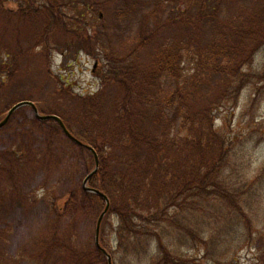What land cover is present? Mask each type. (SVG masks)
<instances>
[{
	"label": "trees",
	"instance_id": "1",
	"mask_svg": "<svg viewBox=\"0 0 264 264\" xmlns=\"http://www.w3.org/2000/svg\"><path fill=\"white\" fill-rule=\"evenodd\" d=\"M25 1L20 9L8 12L9 19L16 17L31 25V33L36 29L37 34L30 36L29 46L17 44L16 58L22 57L30 65L29 51L48 45L52 28L55 35L71 38L67 47L92 56L103 49L102 86L96 94L76 95L56 83L60 107L52 103L44 110L34 99H26L34 102L42 115L59 116L77 140L97 152L100 169L89 186L104 193L111 203L100 231L101 246L111 256L112 250L104 241L107 225L113 228L111 218L118 223V243L158 237L150 228L168 224L181 229L177 218L183 210H202L204 201L223 197V163L225 152L230 151L215 128L209 90L218 89L216 83L222 82L218 90L223 100L231 98L240 89L235 83L248 78L244 68L264 48V0H130L131 20H138L141 26L139 35L107 50L99 41L104 34L90 27L97 24L87 20H97L100 12L94 0H87L88 4L49 0L38 3L32 12H28L31 1L37 0ZM234 1L243 3L241 13L234 12ZM162 14V21L156 22ZM1 47L0 53L5 49L3 44ZM186 54L195 57L188 78L184 77ZM39 56L45 74L43 59L47 56ZM257 77L264 81V74ZM64 99L68 100L63 103ZM202 100L208 105L199 109L196 105ZM17 102L0 108V122ZM37 124L51 130L40 128L46 142L30 151L35 163L24 162L29 154L20 141L9 152L14 161L0 158V177L5 172L14 178L12 184L6 179L5 186L0 181V205L8 195H21L20 175L35 167L32 177L45 181L41 202L49 214L31 232L23 249L14 254L3 247L8 229H0V264H108L95 243L105 201L84 190L79 195L63 190L70 172L62 164L73 160L70 153L88 154L95 163L93 154L69 140L56 122ZM226 196L230 201L238 197L230 192ZM0 218L2 226L1 213ZM88 220L90 238L79 243L86 239L81 224ZM158 239L157 264H188L173 256Z\"/></svg>",
	"mask_w": 264,
	"mask_h": 264
},
{
	"label": "rangeland",
	"instance_id": "2",
	"mask_svg": "<svg viewBox=\"0 0 264 264\" xmlns=\"http://www.w3.org/2000/svg\"><path fill=\"white\" fill-rule=\"evenodd\" d=\"M44 1L49 0L31 1L28 12ZM79 1L88 4L87 0ZM94 1L100 5V12L96 14L97 20L94 17L87 20L97 24L90 27H97L96 30L104 34L99 38V41H103L104 50L116 47L123 41L129 42L139 35L141 26L138 20H131L130 0ZM26 2L4 0L0 6V48L2 44L5 48L0 53V108L4 110L14 101H28L27 97L40 103L44 110L51 108L52 103L60 107L58 103L61 97L57 93L56 83L70 88L76 95L96 94L102 86L99 76L104 63L103 49L92 56L83 50L67 47L71 38L55 35L52 28L53 33L48 36L49 44H44L42 48L33 47L29 51L30 65L26 59L16 58L17 44L29 46L30 36L37 34L36 29L31 33V25L18 21L16 17L9 19L8 12L20 9ZM63 2L59 0V3ZM242 4L236 1L232 3L235 13L242 12ZM100 13L101 19L98 16ZM122 13L125 15L121 16ZM163 16L155 21L160 23ZM37 48L46 50L45 74H42L44 67L41 66ZM194 59L192 55H185V78L194 69ZM96 62L97 67L94 68ZM50 73L54 76L48 77ZM244 74L249 75L248 78L243 77L242 81L235 83L240 89L231 98L223 100V94L218 90L222 82L216 83L218 89L211 87L209 90L212 92L210 98L215 128L225 138V148L230 151L225 152L227 155L223 163L225 167L220 185V195L223 197L204 201L202 210L193 207L183 210L177 218L181 229L168 224L150 228L173 256L184 258L188 264H264V81L257 77L264 74V48L244 68ZM67 100L64 99L63 103ZM207 105L202 100L196 106L202 109ZM37 122L40 121L32 109H20L11 122L0 130V158L14 161L9 152L20 141L27 146L29 154L24 162L35 163L34 154H30V151L38 150L39 144L46 142L41 129H50ZM73 130L78 132L75 128ZM70 155L73 160L62 164V168L70 172L64 179L63 190L69 189L79 195L83 190V181L94 169L95 163L88 154L72 151ZM15 167L19 168L20 165ZM34 170L35 167H32L28 174L20 175L21 195H8L0 205L3 219L0 229L7 228L9 231L3 247L8 248L11 254L23 249L31 232L49 214V208L41 202L45 181L32 177ZM1 173L0 181H4V186L6 179L9 183L14 179L9 173ZM228 192L238 197L230 201L226 196ZM110 222L113 228L107 225L104 241L112 250L114 264L158 263V237L131 238L118 243L117 220L111 218ZM81 226L86 239L79 243H85L91 235V222L85 221Z\"/></svg>",
	"mask_w": 264,
	"mask_h": 264
},
{
	"label": "water",
	"instance_id": "3",
	"mask_svg": "<svg viewBox=\"0 0 264 264\" xmlns=\"http://www.w3.org/2000/svg\"><path fill=\"white\" fill-rule=\"evenodd\" d=\"M23 107H31L35 114H36V117L40 120V121H55L57 122L60 127L63 129L65 135L70 138L71 140L75 141L76 143L80 144L77 140H75V138L70 134V132L67 130L66 126L64 125V123L62 122V120L57 117V116H41L39 114V111L38 109L36 108V106L31 103V102H21L17 105H15L7 114L6 118L0 123V129L3 128L8 122L9 120L11 119V117L13 116V114L19 110L20 108H23ZM95 154V153H94ZM96 157V168L95 170L86 178V180L84 181V189L87 190L88 192H91V193H94V194H97V195H100L106 202L107 206H106V210L105 212L101 215V218L98 222V227H97V231H96V244L98 247H100V244H99V235H100V226H101V223H102V220L103 218L105 217V215L107 214L109 208H110V201L109 199L102 193H100L99 191L97 190H94V189H90L88 188V182L90 181V179L97 173V171L99 170V160H98V157L97 155H95ZM108 261H109V264H112L111 263V257L108 256Z\"/></svg>",
	"mask_w": 264,
	"mask_h": 264
}]
</instances>
